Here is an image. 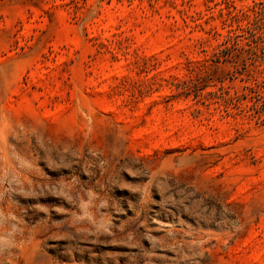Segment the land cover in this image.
<instances>
[{
	"label": "rangeland",
	"instance_id": "rangeland-1",
	"mask_svg": "<svg viewBox=\"0 0 264 264\" xmlns=\"http://www.w3.org/2000/svg\"><path fill=\"white\" fill-rule=\"evenodd\" d=\"M0 264H264V0H0Z\"/></svg>",
	"mask_w": 264,
	"mask_h": 264
},
{
	"label": "trees",
	"instance_id": "trees-1",
	"mask_svg": "<svg viewBox=\"0 0 264 264\" xmlns=\"http://www.w3.org/2000/svg\"><path fill=\"white\" fill-rule=\"evenodd\" d=\"M247 68H248V67L245 66L244 70H247ZM255 85H256V87H255ZM255 85H254V86H251V87H246L245 90H248V91H250L251 93H255L257 87H260V84H259V82L257 81V79H255Z\"/></svg>",
	"mask_w": 264,
	"mask_h": 264
}]
</instances>
